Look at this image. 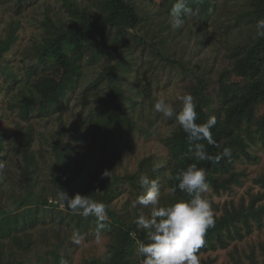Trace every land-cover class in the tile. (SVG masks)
Returning <instances> with one entry per match:
<instances>
[{
  "label": "trees",
  "instance_id": "obj_1",
  "mask_svg": "<svg viewBox=\"0 0 264 264\" xmlns=\"http://www.w3.org/2000/svg\"><path fill=\"white\" fill-rule=\"evenodd\" d=\"M175 3L0 0V24L8 15L34 28L29 36L17 23L0 31V264H74L82 245L98 241L97 219L71 214L60 192L106 205L107 227L99 233L106 249L82 264H142L134 248L145 234L133 207L142 176L158 180L167 206L188 199L172 178L180 169L197 163L210 189L222 194L243 184L239 165L259 162L264 36L256 25L264 20V0H188L199 11L172 30ZM184 94L194 98L197 124L216 117L211 143L190 140L176 122ZM157 99L175 114L162 117L153 108ZM161 127L173 131L164 136ZM152 137L164 153L140 157L136 171L121 174L120 152ZM198 144L211 157L229 148L231 157L195 161ZM255 182L264 190V172ZM206 197L215 226L199 256L226 251L264 226V193L223 208ZM222 264H264V243L249 253L234 246Z\"/></svg>",
  "mask_w": 264,
  "mask_h": 264
},
{
  "label": "clouds",
  "instance_id": "obj_2",
  "mask_svg": "<svg viewBox=\"0 0 264 264\" xmlns=\"http://www.w3.org/2000/svg\"><path fill=\"white\" fill-rule=\"evenodd\" d=\"M198 11V8L193 10L188 6V0H176L169 13L172 30L180 29L184 18L195 15ZM256 27L257 34L264 36V20L258 21ZM177 99L182 105L178 114H175L174 107L164 99H157L153 108L165 118L175 114L176 122L190 140L206 139L211 143V129L217 123L216 117L210 116L204 124H197L198 114L193 96L184 94L179 95ZM193 157L195 161L211 160L213 163H219L220 159L231 157V149H224L222 156L211 157L203 145L198 144ZM109 174L107 171L103 173L104 176ZM172 178L179 182L176 187L186 193L188 199L167 206H161L158 180L146 176L140 178L143 194L133 203V207L139 206L140 209L134 222L138 229L144 231L147 242L137 241L134 255L142 258V264H200L198 251L204 244L208 230L215 226L211 204L206 197V193L211 189L205 170L193 163L186 169H180ZM172 191L175 192L176 188ZM59 196L62 206L66 205L71 214L93 216L97 219L99 241L100 231L107 227L106 205L80 194L69 197L60 192ZM144 209H149L148 215L144 214Z\"/></svg>",
  "mask_w": 264,
  "mask_h": 264
},
{
  "label": "rangeland",
  "instance_id": "obj_3",
  "mask_svg": "<svg viewBox=\"0 0 264 264\" xmlns=\"http://www.w3.org/2000/svg\"><path fill=\"white\" fill-rule=\"evenodd\" d=\"M2 19L3 22L0 24V31L10 28L13 23H17L24 26L23 30H21L22 34L29 36L34 33V28L29 26L31 24L29 19H20L15 21V19H12V17L8 15H3ZM162 125L163 124L159 123L158 126ZM159 131L162 133L164 132V136H167L172 133L173 128L161 127ZM258 151L260 158L258 163L239 165L238 170H245L247 176L245 177L241 186H234V192H224L222 194H217L211 189L207 193V195H211L212 201L216 205H219V207L223 208L226 205H231L232 203L240 205L244 202L247 204L251 198V195L264 193V190H262L260 186L256 185L255 182V180L264 172V148H261V150ZM153 153H164V147L156 137H152L149 140H140L139 144H137L133 149L122 150L119 155V160H117L121 174L124 175L136 171L138 159ZM125 199L126 197L124 195L119 197L114 204V208L121 210L124 202L126 201ZM261 203L264 204V197ZM106 243V238H101L99 241L85 243L79 248L74 264H82L84 258L103 254L106 249ZM262 243H264V226L262 229L255 228V230L250 235L246 236L244 240L232 243L231 247L226 251L220 250L218 252H212L207 255L199 256L200 264H202L203 260H208L209 257L216 259L214 264H222L223 262L229 260V251L232 250L234 246H237L240 252L243 251L249 253L253 249L259 250V247ZM33 255H35V253H33Z\"/></svg>",
  "mask_w": 264,
  "mask_h": 264
}]
</instances>
